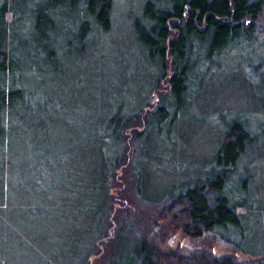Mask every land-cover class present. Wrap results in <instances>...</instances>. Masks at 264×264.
Returning a JSON list of instances; mask_svg holds the SVG:
<instances>
[{
	"label": "trees",
	"instance_id": "1",
	"mask_svg": "<svg viewBox=\"0 0 264 264\" xmlns=\"http://www.w3.org/2000/svg\"><path fill=\"white\" fill-rule=\"evenodd\" d=\"M157 1L162 4L159 3V8L154 11L153 2L145 4L142 13L144 25L138 24L135 31L140 58L150 61L157 69L155 77H148L151 83L149 95L145 97L140 108L126 113L121 110L111 113L107 111L108 107L103 106L105 110L98 117V109L89 106L87 109L95 114L92 116V113L88 112L85 119L89 128L86 130L88 134L86 142L90 140L95 146L93 159L91 160L89 155L87 164L90 171H81L74 163L76 161H73L71 168L57 166L56 171H61L58 174L62 176V185L65 181L64 190L68 186L70 196L73 194L74 199L80 198L78 205L86 208L87 212L100 207L98 213L102 215L101 233L90 256L98 248V264H264V250L244 242L247 237L245 211L238 210L245 202H249L248 187L240 186L239 183L241 177L239 167L241 163L245 164L247 155L252 153L249 144L258 140L259 134L264 139L263 121L254 126L241 122L229 125L221 138V145L216 150L212 167L203 169L201 177L193 178L184 184L182 182L177 190L174 188L171 195L176 196L177 203H169L163 208L156 204L163 201L162 196L144 194L141 183L142 171H138L134 165L138 159L141 161L153 159L149 155V152L153 151L151 140L148 138L144 141L142 137L150 136L152 130L159 129V132L163 133L166 128H172L177 113L182 114L181 112L190 105L197 104L200 95L209 90L206 72H201L206 63L218 66L220 58L223 60L236 49L246 48L253 52L257 46H264V41L259 35L263 30L259 21L264 16V0ZM82 4L85 5V10L81 9ZM112 10L113 0L0 2L1 150L8 146L6 138H9L13 131L19 133L20 128L17 127L15 130L13 128L19 121L27 124L25 128L27 131L31 127L43 129L51 117L54 118L53 121H57L56 113L52 112L53 108H46V96H39L35 107L30 104L27 97L30 93L17 86L19 73L22 70L26 71L25 69L29 73L37 68V73L43 75L50 73L53 80L57 81L68 46L77 44L81 55L86 59L89 53L87 46L91 40V24L96 21L99 28L109 29ZM151 11L153 13H150ZM66 22L72 25L67 30L68 37L67 34L62 36V33H65ZM55 32L58 34L54 36ZM198 42L206 48L204 51L201 48L196 52L193 50ZM59 44L65 45V48H60ZM196 54L198 61L194 63L191 56L195 57ZM86 60V63L88 62L86 65L90 64L89 59ZM261 60L257 67L253 66V72L262 74L264 52ZM207 71H212L211 67H207ZM260 83L264 85V79ZM259 87L257 86L258 90ZM107 89L112 92L115 87L109 86ZM40 90L43 92L44 88ZM61 91L62 89L58 88L54 96L48 98L50 101H55L56 98L57 106L64 107L67 101L64 91ZM32 94L37 96V93ZM155 95L158 96L155 110L151 111L144 121L140 120L142 110L151 105L149 99L153 100ZM258 95L260 109L255 112L264 116V95ZM105 112L107 114L102 118ZM98 130L102 133L98 134ZM59 135L63 136V133ZM108 138L112 139L114 145L109 146ZM53 146L54 162L61 161L64 157L62 145ZM103 147L108 150H105L108 155L100 158L99 152ZM131 156H133L131 171L125 174L126 171L123 169L129 165ZM100 188L103 189V192H100L101 197L102 194L105 196L102 205H98ZM63 195L58 192L56 196L61 200ZM95 195L97 204L93 200ZM130 202H136L138 209L133 213L130 208H126ZM183 203L185 206L179 205ZM115 205L124 220L119 219L117 214L115 216ZM173 205L175 206L171 209ZM147 208L148 211L151 210L150 212L157 210L156 214L158 213L160 219L151 217L154 212L144 214ZM106 210L107 217L104 215ZM168 215L170 219L166 223L158 224L163 220L161 218H165L163 216ZM127 218L131 219L126 222ZM134 218L136 223L132 221ZM115 219H119L121 224L125 222V228L117 230L113 227L108 231L111 221ZM151 220L152 229L149 230V234L153 239H158L159 234L166 235L171 228L174 230L179 224L183 232L192 237H202L204 232H215L227 242L235 244L241 253L220 255L203 248L185 255L171 252L163 259L155 251H146L141 242L135 243L130 231H127L130 228L133 234H141L147 225L149 227ZM113 236L114 239L110 240Z\"/></svg>",
	"mask_w": 264,
	"mask_h": 264
},
{
	"label": "rangeland",
	"instance_id": "2",
	"mask_svg": "<svg viewBox=\"0 0 264 264\" xmlns=\"http://www.w3.org/2000/svg\"><path fill=\"white\" fill-rule=\"evenodd\" d=\"M147 2L154 3L153 11L162 4L157 0H113L110 28L101 29L96 21L91 24V40L87 46L89 53L86 56L90 64L86 65L87 60L81 55L77 44H73L68 46L64 54L62 71L57 81L53 80L50 73H37V68L29 73L27 69L19 73L17 86L30 93L27 96L30 104L35 107L38 97L46 96V108H53L52 112L56 113L57 121H53L54 118L51 117L45 123L44 130L31 127L29 131L25 129L27 124L19 121L13 126L14 130L20 128L19 133L13 131L6 138V149L0 148V264H98V248L92 256L90 253L101 233L102 215L98 213L100 207L87 212L86 208L78 205L80 198L74 199L73 194L70 196L68 186L64 190L65 181L62 185V176L58 174L61 171L56 170L58 165L71 168L73 161H76L74 163L81 171H90L87 164L89 155L93 159L95 146L90 140L86 142V130L89 128L85 119L86 113L91 112L87 109L89 106L98 109V117L102 115L104 107H108L107 111L111 113L118 110L126 113L140 108L145 97L149 95L151 83L148 77H155L157 69L150 61L140 58L135 34L137 25H144L142 13ZM81 9L85 10L84 4ZM259 25L263 29L259 35L264 41V16ZM71 27L66 22L62 36L67 34L68 37L67 30ZM57 34L55 32L54 36ZM59 46L65 48V45ZM199 48L203 51L206 49L198 42L193 50L196 52ZM263 52V45L257 46L253 52L246 48L236 49L223 60L220 58L218 66L206 63L201 72H206L210 86L209 90L200 95L199 102L190 105L182 114L178 112L172 128H166L163 133L159 129L152 130L150 136L142 137L144 141L150 138L153 151L149 155L153 159H138L134 165L138 171H142L144 194L162 196L163 201L156 203L160 204L159 208L169 203H177L176 196L171 195L174 188L177 190L182 182L184 184L201 177L203 169L212 167L216 150L221 145V138L229 125L241 122L254 126L260 121L264 122L262 113L255 112L260 109L258 94L264 95V85L260 83L264 79V70L262 74L253 72V66L257 67L261 63ZM191 57L194 63L198 61L197 54ZM206 66L211 67L212 71H207ZM109 86L115 87V90L111 92L107 89ZM257 86H260L259 90ZM42 87L43 92L40 90ZM58 88L64 91L67 101L64 107L57 106L55 97V101L48 98L54 96ZM32 93H37V96ZM151 100L149 99L151 105L142 110L140 120L144 121L155 110L158 96L155 95ZM91 113L92 116L95 115L94 112ZM106 114L105 112L102 118ZM60 132L63 136L59 135ZM101 133L98 130V134ZM111 140L109 139V146L114 145ZM54 144L62 145L64 157L61 161L54 162ZM113 148L115 149L114 146ZM249 149L252 153L247 155L245 164L241 163V177L238 179L240 186L248 187L249 202H245L238 210L245 211V244L264 250L262 135L259 134L258 140L249 144ZM105 150L106 147H103L99 152L100 158L108 155ZM132 158L133 156L129 165L123 169L125 174L131 171ZM99 163L100 167L101 162ZM233 186L235 187L234 183ZM101 191L103 189L100 188L98 205H102L101 202L105 199L104 194L101 197ZM58 192L64 194L61 199L64 201L56 196ZM93 200L97 204V195ZM175 205L170 208L173 209ZM179 205L183 207L185 203ZM126 208H130L131 213L138 210L136 202L128 203ZM118 211L115 205V216L117 214L119 219L124 220ZM150 211L147 208L144 214L154 212L151 217L160 219L158 213L156 214L157 210ZM181 211L182 209L179 210ZM104 215L108 216L107 210ZM169 216H163L165 218H161L163 220L158 224L166 223ZM135 218L132 219L134 223ZM119 219L113 220V225L111 221L112 227L108 231L113 227L117 230L123 229L125 222L121 224ZM129 229L127 231H130L135 243L141 242L146 251H155L163 259L171 252L185 255L203 248L220 255L241 253L235 244L227 242L215 232H204L202 237H192L185 234L179 224L176 229L163 232L166 235L159 234L158 239H153L149 234L152 220L141 234H133ZM113 239L114 236L110 238Z\"/></svg>",
	"mask_w": 264,
	"mask_h": 264
}]
</instances>
